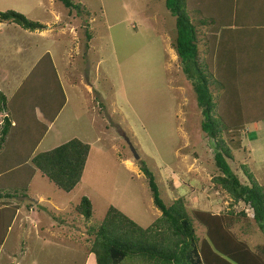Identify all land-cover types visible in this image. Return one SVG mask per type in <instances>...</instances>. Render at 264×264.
I'll return each mask as SVG.
<instances>
[{"label":"rangeland","instance_id":"1","mask_svg":"<svg viewBox=\"0 0 264 264\" xmlns=\"http://www.w3.org/2000/svg\"><path fill=\"white\" fill-rule=\"evenodd\" d=\"M72 1L79 9L66 8L58 0H0V11H16L43 25L31 31L2 21L3 26L14 28L1 36L5 42L0 44V60L6 63L0 65V93L9 101L10 92L47 52L64 92V96L58 91L46 92L49 117L59 109L52 122L42 121L33 104L29 114L25 111L23 122L32 127L24 124L22 129L30 136H22L19 155L5 157L11 173H30L27 156L69 139L90 145L80 182L70 192L58 189L35 170L27 196L20 197L17 192L10 200L18 209L0 248L4 250L0 264H11L12 256L20 257L16 264H85L93 239L90 229L96 228L110 205L143 228L152 224L161 213L152 202L141 161L153 174L166 205L182 197L192 217L193 210L231 211L230 216H237L232 230L239 238L252 247L264 243L250 207L242 201L232 203L212 180L220 175L213 161L214 141L200 129L202 115L172 48L174 17L164 0ZM188 2L190 15L196 19L192 9L202 2ZM237 5L239 8L236 0L219 5L232 18L227 36L236 39L242 68L256 66L252 71L240 70L237 77L244 80L236 87L249 121L239 129V135L233 136L231 129L223 138L231 147L232 167L240 181L248 182L241 167L245 166L255 181L264 184V100L257 98L259 101L255 99L249 107L250 95L259 97L264 92V21L255 24L258 13H252L247 25H238ZM210 36L201 38L200 50L206 49L204 41L210 43ZM209 54L205 51L204 58L218 78L220 71H215ZM43 68L44 72L34 71L51 78L48 65ZM216 86L211 84L210 89L219 97V114L228 93H217ZM34 118L46 126L36 146L34 141L43 126L36 129ZM82 196L92 205L88 220L75 210ZM3 204L1 201L0 208ZM193 222L197 236L204 237V227L194 217ZM5 251L12 254L7 257Z\"/></svg>","mask_w":264,"mask_h":264},{"label":"trees","instance_id":"2","mask_svg":"<svg viewBox=\"0 0 264 264\" xmlns=\"http://www.w3.org/2000/svg\"><path fill=\"white\" fill-rule=\"evenodd\" d=\"M58 1L69 9L80 7L72 0ZM223 1L201 0L200 6L192 9L198 15L196 19L190 15L188 0H164V6L174 17V37L171 44L181 65L182 73L192 85L196 104L202 115L200 129L214 141L213 161L220 175L213 177L212 180L217 189L226 192L232 199V203L242 201L250 207L252 221L264 234V184L255 181L252 174L246 171L245 166L241 167L248 182L240 181L232 167L231 147L223 138L224 132L231 129H233V136L239 135V129L249 121L244 117L242 97L236 87L239 83L242 85L244 80L237 77L240 70L244 73L247 68L252 71L256 66L249 64L245 66V70L242 68L237 58L236 39L233 38L234 36H227L230 30L228 20L232 18L228 17L226 9L219 6ZM236 1L239 8L237 5L235 21H238V25L241 26L247 25V17H252L254 15L252 13H260L258 7L261 8L263 2L261 0ZM254 19L256 24L257 16ZM2 21L31 31L43 27L41 23L12 10L0 11V22ZM261 25L264 26V23ZM203 28L205 30H202ZM205 33L211 35V42L204 41L206 49L200 50L201 38L207 37ZM86 36L89 39L90 35ZM205 51L210 53L209 59L214 61L215 71H220L217 72L218 78L210 71L204 58ZM46 65L52 73L51 78L38 75L34 71L39 69L44 72L43 67ZM211 84L217 85L215 88L217 93L222 91L229 96L224 99V110L219 114L216 111L219 97L213 95L210 89ZM262 86L264 87V84ZM53 91L54 93L58 91L64 96L50 55L45 53L33 65L24 81L17 86L11 100L8 101L4 94L0 93V113L3 114L0 121V199H2L0 203L1 201L4 203L0 208V245L18 209V205L10 200L15 199L18 193L20 197L27 196L29 180L35 170L64 192H70L80 182L90 145L77 138L69 139L47 151L34 155L31 153L27 156L29 162L26 161L30 167L28 174L26 172L20 174L18 171L15 175L12 174L9 169V160L5 158L19 155L17 151L24 140L22 136H30L28 132L24 133L22 127L24 124L26 127H32L30 122L29 124L23 122L27 117L26 112H30L31 104L39 109L43 121L54 120L59 109L49 117L50 112L44 103L45 97H48L46 92ZM17 95L20 97L15 98ZM257 98L263 101L264 92L259 97L250 95L249 100L251 99L252 105L249 107L255 104V99L259 101ZM33 121L36 129L43 126L41 127L43 130L34 141L36 146L42 139L46 126L38 119L34 118ZM140 163V170L147 180L152 202L161 215L152 224L143 228L110 205L101 222L95 229H90L93 239L85 264H264V243L252 247L249 241L239 238L232 230L237 216H230L231 211L228 215L227 212L212 213L205 210H193V217L205 230V236L198 237L193 217L186 210L183 198L179 197L166 205L160 197L153 174L144 161ZM75 210L88 220L92 215L90 200L82 196ZM239 214L245 217L244 212Z\"/></svg>","mask_w":264,"mask_h":264},{"label":"crops","instance_id":"3","mask_svg":"<svg viewBox=\"0 0 264 264\" xmlns=\"http://www.w3.org/2000/svg\"><path fill=\"white\" fill-rule=\"evenodd\" d=\"M261 1H263L262 3H261V8H260V13L257 15V22L258 23H260V22H262L263 21V19H264V0H261ZM2 23L3 22H0V44L2 43V41H4V39L1 37V36H3L4 34H6V33H8V32H10V30H11V27L12 26H3L2 25ZM4 24H8V23H4ZM9 25V24H8ZM16 26V25H15ZM5 27V28H4ZM12 28H14V26L12 27ZM5 42V41H4ZM5 47H7V45L5 46ZM48 53V52H47ZM36 62H37V60H36ZM4 63H6V62H4V61H2V60H0V65L2 66ZM5 78H6V76H5ZM17 89V88H16ZM16 89L13 91L12 90V92H10V96H11V98H12V93H15L16 92ZM7 97V96H6ZM13 97H14V94H13ZM18 97H20V95H17V96H15V98H18ZM9 99V98H8ZM13 102H14V100H13ZM1 114V113H0ZM40 114V113H39ZM3 115V114H2ZM38 117V116H37ZM41 118H42V116H41ZM38 120H40L41 121V119L40 118H37ZM42 121H43V118H42ZM40 142V141H39ZM23 222H24V220H22ZM14 225V222L12 223V225L11 226H13ZM11 226H10V228H11ZM9 228V229H10ZM18 228V227H17ZM9 229H8V231H7V233L9 232ZM17 231H20V229L18 230V229H16ZM7 233H6V235H7ZM6 237V236H5ZM4 241H5V239H4ZM4 241H3V243H4ZM3 243L0 245V248L2 247V245H3ZM0 252H4V250H0ZM5 253H6V255H7V257H9V255L10 254H12L11 253V251H5ZM12 258V262L14 261V264H16L17 263V261H19V259H20V257L18 258H16L15 256H12L11 257ZM9 260V259H8ZM12 262H11V264H12Z\"/></svg>","mask_w":264,"mask_h":264}]
</instances>
